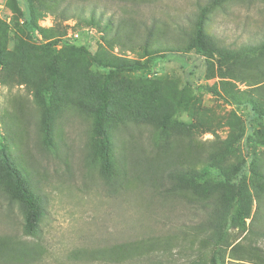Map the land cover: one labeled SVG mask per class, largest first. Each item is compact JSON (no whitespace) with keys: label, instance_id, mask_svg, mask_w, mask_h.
<instances>
[{"label":"rangeland","instance_id":"rangeland-1","mask_svg":"<svg viewBox=\"0 0 264 264\" xmlns=\"http://www.w3.org/2000/svg\"><path fill=\"white\" fill-rule=\"evenodd\" d=\"M24 1L33 19L23 0H0V187L34 192L45 216L39 235L25 236L18 204L0 194L9 249L0 264L210 263L197 204L155 195L140 184V165L127 190L110 192L99 169L114 150L129 163L188 164L197 186L219 199L244 193L259 218L251 162L264 160V61L241 70L207 60L187 37L203 18L221 46L259 44L264 0ZM65 8L78 12L64 21ZM154 24L156 48L176 39L178 26L187 35L150 62L143 40ZM132 63L140 66L123 69ZM136 114L154 126L115 119ZM261 211L230 235L226 264H264V237L249 231L264 232V204Z\"/></svg>","mask_w":264,"mask_h":264},{"label":"trees","instance_id":"trees-1","mask_svg":"<svg viewBox=\"0 0 264 264\" xmlns=\"http://www.w3.org/2000/svg\"><path fill=\"white\" fill-rule=\"evenodd\" d=\"M231 1V0H230ZM33 3H27L23 0L21 5L25 9L26 20L28 18L33 19L35 16V7ZM78 12L76 8L68 9L65 8L62 13L64 21L73 18L72 16L66 15L67 13ZM60 14V9H57V13ZM141 24V22H140ZM147 26L146 23H143ZM133 29H137V24L133 23ZM193 32L189 35L188 47L191 51H194L195 55L205 58L207 60H220L227 62V64H233L239 67L251 69L257 67L260 62L264 61V41L259 44H248L239 49H229L219 45L211 34L207 31L205 26V20L203 18L198 19L193 26ZM179 33L176 35V39L172 42L164 43L160 47H155L153 38L156 32V25L154 24L148 32V35L143 40L146 47L151 48L150 62H153L158 58V54L166 50L167 52L176 51L186 40L187 35L186 28L178 26ZM183 38V39H182ZM155 47V49H154ZM4 51H0V65H5L7 60L4 55ZM140 66L139 63H132L128 66H124L123 69H136ZM118 116V119L123 126H128L130 123H135L137 126L141 125H152L154 122L149 115L139 116ZM134 124V125H135ZM170 135L168 140H165L162 145V151L166 152L170 147ZM111 148V147H110ZM114 150V149H113ZM115 150L108 155L107 166L102 165L100 167V174L104 179L105 183L110 188V192L113 193L117 190H127L129 184L133 178H130L134 168H138L140 165L144 177H140V184L150 183L151 188L154 189V194L162 198L164 201L180 198L182 201H187L190 205L197 204L194 211H200L201 219L199 220L198 229L207 233L209 241L213 247V254L210 258V263L203 264H226V246L227 241L233 233L240 229H246L248 220L252 217L253 225L260 219L261 206L264 204V160L261 155L256 154L253 158L252 170L258 178L259 185H255V196L259 209V218L251 216L252 214V203L240 191H235L226 195L224 199L212 196L210 190L206 191L201 186H197L195 182H192V175L194 166L188 164H171L166 160H162L155 165L150 159H146L140 164L134 163L131 158L128 162V158L118 157ZM21 184V183H20ZM8 191L0 187V194H7ZM7 200L9 204L17 203L20 214L23 218V232L25 236L35 238L41 231V223L45 216V209L42 205V201L38 195L34 192L25 191L24 193H17L13 190L12 193H8ZM197 215V214H196ZM201 228V229H200ZM251 233L264 237L262 230L253 227L249 228ZM6 239L0 238V255H4L9 249L5 245ZM17 251V249H14ZM194 264H200V262H194Z\"/></svg>","mask_w":264,"mask_h":264},{"label":"built area","instance_id":"built-area-1","mask_svg":"<svg viewBox=\"0 0 264 264\" xmlns=\"http://www.w3.org/2000/svg\"><path fill=\"white\" fill-rule=\"evenodd\" d=\"M76 35V37H78L79 35L78 34H75Z\"/></svg>","mask_w":264,"mask_h":264}]
</instances>
